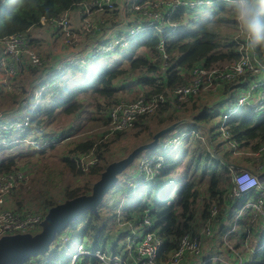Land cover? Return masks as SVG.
Masks as SVG:
<instances>
[{"label": "trees", "instance_id": "obj_1", "mask_svg": "<svg viewBox=\"0 0 264 264\" xmlns=\"http://www.w3.org/2000/svg\"><path fill=\"white\" fill-rule=\"evenodd\" d=\"M91 1L93 0H0V42L10 35L23 34L28 40V47H32L31 41L26 33L31 28L40 27L42 25L41 20H44L46 23L56 21L65 13L76 10L79 4L89 3ZM153 1L154 0H151L150 3H153ZM212 1L213 4L210 5V9L213 11L212 13L215 14L214 21H210L208 17V19L199 24L195 23L197 21L195 12L204 7L199 9L177 7L171 19L172 23H177L174 31H171L170 27L162 28L159 31L147 29L143 32L140 31L135 37L133 36L128 40L127 37L129 36L130 30H135V28L139 26L129 24L123 33L116 36L120 37L121 35H125L128 45L125 47H117L112 53L124 58L127 57L125 51L129 52L130 56L126 59L125 62L127 63L124 66H122V63L116 64L114 62H108L106 56L109 54L103 52L101 55L94 54L93 56L91 51L86 55L76 57L78 62L75 63V65H69L66 62L63 69L54 71L51 77L49 76L38 86L40 87L47 83V87L43 90L35 107L33 109L30 107L28 110V112L31 110L28 127L25 128L24 131H20V133L23 132L21 134H25L26 136L34 132L33 135L40 134V136L36 138L48 140L58 138V136H60L58 135L59 133L50 134L51 132H43L42 128H45L47 123L53 121L57 114L62 113L66 116L78 115V113L84 109L85 98L88 96L84 95L91 92L96 95L97 98L103 100V104L98 106V114L100 117L97 119L103 124L104 131L100 133L103 137H98V141H94V139H79L78 142L73 143L69 149L64 151L61 157L64 167L69 169V171L78 178V181L80 180L79 178L88 175H100L105 167H102L100 164L108 165L113 162V160H104L103 152L106 153L109 151L110 143L105 138V135L109 133L107 129L109 125V111L116 104L124 102L118 100L116 97L118 90L115 89V84L118 80L123 81V79L133 78L137 83H140L143 86V93L140 92L136 98L141 94L146 98L158 94L166 95L171 93L175 88L190 83L192 80L191 72L195 67L203 65L205 68H208L224 62L236 61L244 53L246 48L245 39L244 37H240L241 33L234 27V21H231L232 24L229 26L230 31L223 33L225 38L222 39L220 35V32L227 27L224 23L229 22V20L224 18V15L227 13L230 17L232 16L231 12H227L230 8L227 7L226 3L222 0L217 2L215 0ZM114 10L110 12L103 11L101 13H111ZM133 13L138 14L141 18L143 17V9L134 11ZM190 13H193L192 17H188ZM96 23L97 24H93L97 27L96 32H103L106 24H103L102 20ZM194 23L195 25H193ZM188 24H192V26ZM93 35H96V33H93ZM93 41L95 42L94 45L107 44L110 42V39H107L104 43L97 38H93ZM161 46L162 50L160 49ZM139 47L145 50L147 49L149 54L147 56L139 55L136 57L135 52L138 51L137 49ZM255 52L257 60L260 61L264 59V47L255 49ZM153 61H155V63H152ZM85 62H89V65L95 66L96 69L99 63H107L105 66L116 65L118 67L115 69L107 67L105 69L95 70V67L82 65ZM24 65L23 63V66ZM29 69L30 74L34 75L32 72L33 69ZM41 71L46 75L50 71V68L44 67ZM248 72L249 71L234 81L224 84L219 91L224 94L227 92L226 94H228L230 93L229 91L234 88H244L243 91L245 92L250 81L256 82L259 79L258 75ZM263 89L264 82L260 83L257 91ZM197 98H193L190 102L184 104L177 101L172 103L171 100L167 99L166 103L159 106L154 112V114H157L155 116L157 119H166V124L157 131L172 123L182 121L184 117L179 115L178 111L182 109V107L194 103ZM147 117L149 116L139 117L134 122L132 128H135L137 125L143 126V122ZM23 118L24 117L21 119ZM210 118L211 115L207 109L192 117L193 121L196 123L206 122ZM162 119L160 120V125L165 123ZM92 120L96 119L93 118ZM1 127L2 126H0V128ZM225 127L227 128L226 133L228 134V140L230 142L235 141L236 144L241 145L244 149L258 150L260 147L264 146V114L255 113L252 107L242 109L238 117L226 122ZM11 132H13V130L3 132L2 140L5 144H0L1 147L6 144L8 145L11 136L9 134H11ZM41 132H43V135H41ZM121 133H117V136L119 137ZM189 138H191L190 135L183 140ZM165 139L159 140V143L161 144ZM19 140L21 141L22 139L20 138ZM92 149L95 150L99 159L98 165L89 168L87 171L78 168L74 161V155H82ZM158 149L162 152L161 148ZM177 151L179 152L182 150L178 149L172 153L165 154L161 167L152 176L151 181H146L144 173H141L140 170L139 172H135L137 177L129 175H124L123 177L125 184L134 190L133 193L141 192L139 203L126 209V214L123 217L124 222H128L131 218H134L137 224L145 215H149L155 225V229L159 231L166 241L160 254V259L162 260L177 248L178 239L184 233L196 232L192 229L191 223L193 222L196 209L199 205L202 206L201 215L204 224L209 222L210 226H212L219 223L223 216H228L227 206L231 204V201H229V193L232 189L230 181L231 175L227 166L216 165L221 174L218 175L213 173L207 175L208 170L213 171L212 163L214 160L211 159L208 153H205L204 156L200 155L205 158V163L212 164L211 167H207V171H205L208 180L206 187L201 188L192 183L194 181L196 182L198 177H190L188 175V168L192 163H195L193 167L198 166V159L192 158L191 161H185V163H188V168L184 169L182 167L181 172H179V165L182 160L178 161V159H176L175 153ZM184 152L185 151L181 152V159L184 156ZM36 155L41 156L39 152ZM15 165V161L12 158L3 161L0 165V175L10 173L17 168ZM129 168L132 167L130 166ZM172 175H181L185 177V180H182V184L184 183V185L180 190H177L176 193H174L175 190H171L172 187L169 191L168 188H170V186L165 185ZM131 179L138 182L135 188H132V185H129L131 183H128ZM144 185H149V189L147 188V190H145L146 187ZM90 190L91 187H86L84 185L75 188H66L64 191V200L89 194ZM239 207H242V205L240 204ZM212 209L216 210L214 216L210 215ZM112 215L111 218H114L115 213ZM100 218L101 216L97 218L91 213L86 212L81 215L76 222L70 224L62 234H66L67 238L73 235H82L84 238L90 240L91 245L95 248H106L107 245H111L110 249H114L115 245L111 241L115 239V233L107 231V226L100 222ZM250 222L253 225L252 214ZM235 224L243 226L239 219ZM247 229L250 232L253 230L252 226H248ZM262 230V234H259L261 237L260 241L262 240L259 247L262 246L263 248L257 249L253 253L252 260L244 264H264V229ZM61 235L57 236L55 239V241L57 240L56 247L54 241L50 248L48 254L50 258L49 264H57L58 262L57 245L59 244L58 242H60L59 239ZM120 235H122L121 232H119V236ZM241 237L242 240H245L248 235L243 232ZM230 254L233 256L232 253ZM236 262L237 259L231 263L234 264ZM39 263L42 264L40 259H32L27 264ZM208 264L211 263L209 262Z\"/></svg>", "mask_w": 264, "mask_h": 264}, {"label": "built area", "instance_id": "obj_2", "mask_svg": "<svg viewBox=\"0 0 264 264\" xmlns=\"http://www.w3.org/2000/svg\"><path fill=\"white\" fill-rule=\"evenodd\" d=\"M119 0H93L89 3H81L77 6V14L79 18H85L93 13L109 12L115 9ZM122 1V0H121ZM151 1V0H150ZM149 0H131L130 7L133 11L143 9V24L130 30V40L135 37L140 31L143 32L147 29L159 31L162 28L170 27L171 31L176 29L177 23H172V17L177 7H186L190 9L202 8L212 5V0H162L153 1ZM70 13H65L56 21H51L56 28L65 29L69 27ZM41 20V23H44ZM91 27L89 31L95 33L97 27L93 23H87ZM116 38V37H115ZM119 42H108L107 44H97L92 51V55L100 54L102 50L104 53H113L117 47H125L128 41L124 36L118 38ZM0 67L4 68L6 77L0 83V87H9L10 81L15 78L18 72V65L27 62L32 67L41 66L40 55L32 49H28V40L23 34H13L4 38L0 42ZM162 50V46L160 47ZM77 63V59L70 61ZM59 70V69H58ZM258 75L260 78L264 76V59L257 60L255 50L245 48L244 53L236 61L224 62L215 66L205 68L203 65L195 67L192 72V80L190 83L175 88L171 93L166 95L158 94L146 98L144 95H139L133 101L121 102L116 104L109 111V125L107 127L109 134L121 133L130 130L134 122L142 116H151L157 108L164 103L167 99L171 102L188 103L197 95L219 90L224 84L234 81L245 73ZM263 74V75H260ZM264 82V81H263ZM262 83V82H260ZM258 81L249 83L247 90L243 92L234 104L228 109L226 114L221 119V131L224 136L228 138L226 133V122L242 109L252 107L255 113L264 114V93L260 95L256 101L252 100V94L257 91L260 85ZM44 89V85L35 89L34 96L35 105L38 102ZM31 110L24 116L18 123H10V125L2 126L0 128V144L3 143V132L7 130L24 131L28 127ZM194 130L183 131L177 137L165 139L157 148H161L162 152L158 150L156 156L148 154L143 157L140 163V172L144 173L146 181H151L152 176L161 167L164 156L167 153H172L179 148L177 147L180 142L188 137L194 135ZM67 136L61 135L60 137L52 139L37 138L35 145L31 148L36 152H44L46 157L52 156L50 154L51 147H59L67 140ZM40 140V141H38ZM234 141L232 145H235ZM237 145V144H236ZM264 149V147H263ZM74 161L78 168L87 171L89 168L95 167L99 163V159L95 150L82 154L74 155ZM260 175L254 174L251 170L228 166V171L231 175L232 189L229 193V199L241 203L240 209H250L252 212V223L255 217L262 216L264 218V165L259 166ZM27 182V175L24 171L14 169L10 173L0 175V238L6 235L14 234H35L40 230V223L44 219V213L21 215L15 211L5 210L4 203L5 197L19 185ZM132 188L138 185L133 179L128 181ZM216 214V210L212 209L211 216ZM142 233L140 236H135L133 233L129 234L126 238L127 249L126 255L123 257L108 256L106 249L102 247L95 248L91 245L90 240L78 244L74 251H70L68 257L58 256L60 264H181L184 258L192 257L199 258L200 246L203 238H211L213 235V225L205 223L199 232H186L179 239L177 248L168 254L164 260L160 259L161 250L165 245V239L161 236L159 231L155 229V225L149 215H145L141 221L138 222ZM261 229H264V221L261 223ZM234 228L231 229V232ZM61 240V239H60ZM62 240H67L66 238ZM63 242H59L62 246ZM224 245L227 251L231 252L236 257L237 262L234 264H244L238 258L235 249L224 240ZM263 248L258 247V249ZM42 258V264H49L50 258L45 255ZM216 260L212 255L205 256L200 264L212 263ZM232 264V263H231Z\"/></svg>", "mask_w": 264, "mask_h": 264}, {"label": "rangeland", "instance_id": "obj_3", "mask_svg": "<svg viewBox=\"0 0 264 264\" xmlns=\"http://www.w3.org/2000/svg\"><path fill=\"white\" fill-rule=\"evenodd\" d=\"M155 1H162V0H155ZM121 0H119L116 4V6L118 5V3H120ZM227 4H229V2H226ZM116 8V7H115ZM114 10V9H113ZM201 10H197L196 12H199ZM73 12H77V9L69 12L70 14H72ZM110 12V11H109ZM228 13L231 12L230 9L227 10ZM95 14V13H93ZM92 14V15H93ZM102 14V13H100ZM89 15L85 18H79L80 20V28L77 25H73L72 23V18H69V27L65 28V29H53L55 28V26L53 24H51L50 22L43 23V27L39 28V27H34L33 29L30 30L29 34H31L32 32H35V34H37V38L39 42H36V46H41V48L38 50L40 55V61H41V66L37 69V72H34V76L32 75H23V76H18L16 81L14 82V85H20L17 89H16V93H8L9 87H0V116L1 114H8L14 107V102L15 99L14 97H19L21 91V84L25 83L24 85H27L28 82H30L32 79H34L35 77L38 76L39 72L41 71V69L44 66V59L45 61H47V65H49V63H53L54 60L57 59V61L62 60V55L64 53L67 52H81L84 51L86 48H89L90 46H92L94 44L93 38H96L97 35H93L92 33H89L91 31H89L91 29V27L87 26V23L91 24V16ZM79 17V16H78ZM224 18L229 20V22H226L224 24L227 25V27L222 30L220 32V35L223 38H225L223 36L224 32L230 31L229 30V26H231V21H233V17L229 16L227 13L224 15ZM200 21V20H197ZM93 36V37H92ZM85 37L88 38V41L84 43L85 41ZM241 38H243V35H240ZM119 37H111L110 42L113 43L115 41L119 42L121 40L118 39ZM108 39V38H106ZM101 41V42H105ZM28 49H33L36 53L37 50L31 47H28ZM95 49V45L93 46L92 50ZM91 50V52H92ZM45 51V53H47L49 56L48 57H44V54H42ZM104 51L102 50V52L99 54L101 55ZM125 55L127 57H129V52L125 51ZM110 55L112 54L109 53ZM149 53L147 52V49H143L142 47H139L137 53H136V57L139 55H148ZM44 58V59H43ZM42 59V60H41ZM69 61V60H68ZM27 63V62H26ZM63 62L60 66H59V70L63 69L64 66ZM69 65H75V63H71V62H67ZM127 62H123L122 66L126 65ZM152 63H155V61H153ZM28 64V63H27ZM105 64H101L99 63L97 65V69L95 66L93 65H89V62H85L82 65H89L92 67H95V70L98 69H105V68H111V69H115L118 66L116 65H109V66H105ZM29 65V64H28ZM20 67V65H18V68ZM82 67V66H81ZM94 70V71H95ZM45 75V73L42 75V77ZM67 77V76H65ZM136 78V77H135ZM264 81V76L260 77L258 79V82H263ZM136 84H139L135 81ZM251 83V81L249 82ZM23 85V86H24ZM45 87H47V83L46 85H44V89ZM43 89V90H44ZM124 90V89H123ZM140 92L143 93V91H138L135 92L134 91H130L128 89H125V91L123 92V94H120V97H122L124 100H120V101H124V102H130L133 101L136 96L138 94H140ZM257 94V91H254L252 94V99L253 97ZM88 95V96H87ZM84 96H87L85 98V102H84V109L81 110L80 113H78V115H70V116H66L62 113L57 114L55 116V119L49 123H47V126H45L44 131L46 132H51L50 134H55V133H60L64 134L65 136H69L67 138V140L59 147H57L55 150L51 151L50 154L52 156L50 157H46L45 154H40V157H37L35 159H32L30 157H21L23 155H26V153H28L27 155H29L30 150H32V146L35 145V141H36V137H39L40 134L38 135H33L34 132H31L30 134L26 135L25 134H21V141L18 140L17 138H19L18 135H14L12 137V141H13V147L10 150H0V165L2 163L1 160L5 161L7 160L6 156H9V158H13L15 161V166L21 168V169H26L27 171V182L23 183L21 185H19L15 190L11 191L9 194L10 198L12 195H16L15 197L19 198V199H26L28 200L26 205L27 206H36L37 204H39L40 201L44 202V205H46L47 203H52L54 200H58L56 195L54 194V192H56L60 187H66V188H75L77 186H86V187H91V185L98 179L99 175H88L86 177L83 178H79L80 180L78 181V178H76V176H74L69 169L65 168L63 163H62V157L63 156V152L66 151L67 149H69L70 146L73 145V143H76L79 141V139H94V141H98V137H101L102 135L100 134L102 131H104L103 128V124L101 121L97 120L100 116L98 114L99 110H98V106L100 104H103V100L99 99L96 97V95L92 94L91 92L86 93ZM199 96H203L205 98L202 99H196V103L197 106L199 105H203L205 107H207V111L209 112V114L211 115V118L206 121V122H200L198 124V126L196 127L199 131L200 136H202V139H195V142H192L190 144V146L188 147L189 151L188 154H184L183 159H181V152L182 151H177L175 153L176 155V159L182 160L180 161V165H179V172H181V168L183 167L184 169L188 168V163H185V161H191L192 158H196L198 159V166H196L195 168L192 167V169H190L188 171V175L190 177H198V180L195 182H192L193 184H195L196 186H199L201 188H205L206 184H207V178H206V174L205 171H207V167H211V163H205V158H203L202 156H200L198 158V155H205L206 153V146H209V138H208V131H210L212 140L214 143H218L220 141V129H221V116L222 113L220 112V110L222 111L223 109L226 108V106H228L229 104H231L232 100H234V97H228L227 99L223 100L220 99L219 95L216 94V91L213 92H208V93H202L200 95H197L195 98L199 97ZM36 99V97L34 96L32 98V102H34ZM198 100V101H197ZM29 102L31 103V99H29ZM192 103H190L189 105H191ZM189 105L182 107V109H180L179 115L187 117L189 115ZM193 107V110L195 107ZM57 111V110H56ZM96 111V113H95ZM26 113H28V111H25ZM189 112V113H188ZM219 112V113H218ZM56 113V112H53ZM200 113L199 110H197V113L195 114L198 115ZM260 114V113H257ZM157 114H153L149 117H147V119L144 120V124L143 126H139L137 125L135 128H132L130 130H126L124 131V133H121L120 136H117V133L113 134H106L105 138L108 140L109 144V151L108 152H103V157L104 160L107 161H116L119 160L125 156L128 155V153H130L131 150H133L135 147L142 145L146 142H149L152 138V134L157 131L158 129H160V127L164 126L166 124V119H162L159 118L157 119L155 116ZM216 115V116H215ZM239 114L233 115L229 120L238 117ZM3 118V116H2ZM11 118V117H9ZM9 118H7V122H11V123H18L20 120L19 118H15V121H10ZM96 119V120H92V119ZM163 120L162 125H160V120ZM8 123V124H9ZM148 123V124H147ZM0 125L3 126V122L0 120ZM10 125V124H9ZM147 126V128H146ZM145 127V128H143ZM191 124L188 121H183L181 124H179L175 129H173L170 133H168L167 135H165L164 137L160 138V140L163 139H168V138H174L177 137L178 135H180V133H182L183 131H189L192 130L191 129ZM106 130V128H105ZM60 134V136H61ZM105 134V133H104ZM103 134V135H104ZM155 134V133H154ZM20 135V134H19ZM33 135V136H32ZM58 136V137H60ZM193 136V135H192ZM191 136V137H192ZM103 137V136H102ZM104 138V141H105ZM40 141V140H38ZM186 140H182L180 142V145L177 144L179 150L180 148L185 144ZM98 143V142H97ZM5 144V142H3V145ZM196 146V147H195ZM1 147V146H0ZM184 147H187V143ZM210 147V146H209ZM4 149V148H2ZM34 149V148H33ZM158 148L152 150V151H148V152H143L141 153L135 160V162L131 165L132 168H129L124 174L120 175L118 177V183L116 184V186L106 195L103 203L101 204L100 207V216H101V221L103 224H105V226H107V231L113 232L115 233V239L111 242H113V244L115 245V248L111 249L112 252L117 251V257H123L125 254V251L127 249V242H126V238L129 234L133 233L135 236H140L142 231L140 229V227L136 224L131 225L130 223H126L124 222L123 217L126 214V209L131 208V206H135L139 203V199L141 196V192H134L133 189L129 188L128 185L125 184L124 182V175H129V176H134L137 177V174L135 173L136 171L139 172V168H140V163L143 157H146L148 154H152L154 156H156L158 154ZM211 150V149H210ZM19 153V154H18ZM196 155V156H193ZM30 159V160H29ZM212 159V157H211ZM236 163V162H235ZM237 164V163H236ZM102 167L106 166V165H102V163L100 164ZM218 174L220 175V171L218 169V167L216 165H213V171L212 170H208L207 171V175H211V174ZM182 180H185V177L178 175V176H174L172 175L169 179V181L165 184L170 186L169 189L171 190H175L174 193H176L177 190H180V188L184 185V183L182 184ZM78 181V182H77ZM148 181V180H147ZM188 182V181H187ZM146 187L145 190H147L149 185H144ZM149 189V188H148ZM170 191V190H169ZM132 192V193H131ZM61 193H63V191H61ZM146 195V194H144ZM54 196V197H53ZM58 196V195H57ZM173 196V195H172ZM53 197V198H52ZM59 197V196H58ZM143 198V197H142ZM7 200V199H6ZM143 201V199H142ZM8 204V201H7ZM132 206V207H133ZM201 205H199L200 207ZM5 210H7L5 208ZM115 213V217L111 218V215ZM240 215H246L244 213V211H242V209H239L236 211V213L234 214V217L231 219V221L238 219V217ZM113 216V215H112ZM256 219L253 221V224L255 223H259L260 225V221L261 223H263L264 218L262 216L259 217H255ZM106 219V220H104ZM113 219V220H112ZM231 221L229 222L230 225L232 224ZM203 225H204V221H203ZM202 225V226H203ZM201 226V228H202ZM230 227V226H229ZM200 228V229H201ZM199 230H196V232H199ZM258 230V228H257ZM238 231V230H237ZM65 232V231H64ZM119 232L122 233V235L119 236ZM68 239L67 240H62V239ZM61 239V240H60ZM60 242L62 243V246H60V244H58L57 246V252L59 254L60 257H68L70 255V251H74L76 246L78 244H80L81 242H85L86 238H84L82 235H73L70 237H66V234H62L60 236ZM57 241V240H56ZM56 241H55V247H56ZM59 243V242H58ZM229 245H231L237 255L238 258L241 259L244 263L245 261L243 260L246 259L248 262H250V256H252L253 253V248L256 246V241L255 239L252 238V236H250L249 239H247V241L245 242H241L238 244H234V243H229ZM111 245H107L106 249L110 250ZM226 248V247H225ZM227 250V249H226ZM222 256H223V260H226L227 258V254L224 252V250L221 252ZM209 256V255H207ZM212 256L214 258L215 254H212ZM40 261H42V258H39ZM236 259V257H234V260ZM233 261V259H232ZM40 264V263H39ZM57 264H60V262L58 261Z\"/></svg>", "mask_w": 264, "mask_h": 264}, {"label": "crops", "instance_id": "obj_4", "mask_svg": "<svg viewBox=\"0 0 264 264\" xmlns=\"http://www.w3.org/2000/svg\"><path fill=\"white\" fill-rule=\"evenodd\" d=\"M130 1L131 0H122L120 3H118V5L116 6V9L111 12V13H95L91 16V22L93 24H97L96 22L99 20L103 21V24H106L105 30L103 32L100 33H96L97 35V39L99 41H104L107 40L106 38H111V37H116L118 36V34L123 33L126 29L127 26L129 24L138 26L143 24V19L138 15V14H134L131 10L130 7ZM216 2L219 0H215ZM224 3L229 2V0H222ZM227 7H229V4H227ZM211 6L208 7H204L201 9V11L199 12H195V17L197 20L200 21H196L195 23H201L204 20L208 19V14L213 11H211ZM230 8V7H229ZM71 15L72 23L73 25H77L79 28V24L81 23L78 17L77 12H73ZM193 13H190L188 15V17H192ZM136 19V20H135ZM195 23L193 25H195ZM42 25L39 28L43 27V23H41ZM190 26H192V24H188ZM134 26V27H135ZM33 29V28H31ZM30 29V30H31ZM54 30L57 29L56 27L53 28ZM30 30L26 33L29 40L31 41V48H34L38 50L41 48V46H36V42L38 41L37 38V34H35V32H32L31 34H29ZM58 30V29H57ZM92 33L93 32H89ZM88 41V38L85 37V42ZM95 44V42H94ZM90 46L89 48H86L84 51H81V53L79 52H67L64 53L61 57L62 60L57 61L54 60L53 63H49V65H47V61H45L44 59V66L42 69L45 68H50V71L44 76L43 72L40 71L38 76L35 77L34 79H32L30 82H28L27 85H24L25 83L21 84V88H20V95L19 97H14L15 101H13L14 107L13 109L8 113V114H1L0 116V120L3 122V126H5L6 124H8L9 122H7V118H9L10 121H15V118H19L20 120H22L21 118L24 117L26 114L25 111L29 110V108L33 107L35 104V101L32 102V98L34 97V91L36 88H38V86L40 85V83H42V81H45L49 76L51 77L52 74L54 73V71H57L59 66L63 63V62H70L74 59H77L76 57L80 56V55H86L87 53H90V51L92 50L93 46ZM96 46V45H95ZM1 49V47H0ZM139 49V48H138ZM137 49V50H138ZM33 50V49H32ZM137 53V51L135 52V54ZM44 54V57H48L49 55L47 53H45V51L42 53ZM49 58V57H48ZM128 57H124L122 58L119 55H114V54H109L106 56V60L109 62H114L116 64L119 63H123L124 61H126ZM47 59V58H46ZM69 60V61H68ZM24 66L23 63L22 65H20V67L18 68V72L16 73V76L14 79H12L10 81V86H9V90L8 93H16V89L20 86V85H14V82L16 81L18 76H23V75H31L30 74V69L32 68V72L34 74V72L36 73L37 69L35 67H30V65H28L26 62H24ZM65 64V63H64ZM106 65V64H105ZM41 69V70H42ZM34 76V75H32ZM6 77V74L4 72V68L0 67V83L3 81V79ZM38 81V82H37ZM35 82V83H34ZM24 85V86H23ZM115 89L118 90L116 97L118 98V100H124L122 97H120V94H123V92L125 91V89H128L130 91H134L138 92V91H143V86L139 83L136 84L135 80L133 78H128V79H123V81L118 80L115 84ZM124 89V90H123ZM243 89H239V88H234L232 90H230L228 94H224L221 91H216V94L219 95L220 99H227L228 97L232 98L234 97V100H232L231 104H229L228 106H226L225 109H223L222 111L220 110V112L222 113L221 118L223 117V115L227 112V109L236 102L237 97H239L244 91ZM264 93V89L261 91H257V94L253 97V101H256L259 99L260 95ZM205 98L203 96H199L197 99H202ZM29 99H31V103L29 102ZM197 100V101H198ZM34 103V104H33ZM196 101L194 103H192L191 105H189V115L187 117H184L182 119V121H180L179 123L181 124L183 121H188L191 124V129H193L194 135L187 139L185 144L180 148V150L185 151L184 154H188V147L190 146V144L192 142H195V139H202V136H200L198 129L196 128L198 126L199 123H196L193 121L192 117L195 116V114L197 113V110H199L200 112H202L203 110L207 109V107L203 106V105H199L197 106V104L195 105ZM197 106L194 108L193 107ZM208 110V109H207ZM219 113V112H218ZM3 116V118H2ZM216 116V115H215ZM235 119V118H233ZM19 120V121H20ZM229 121V120H228ZM227 121V122H228ZM11 123V122H10ZM9 123V124H10ZM2 126V125H0ZM225 130L227 129L226 127L224 128ZM42 131L44 132V128H42ZM43 132H41V135H43ZM23 133V132H21ZM21 133L18 130H13V132H11L10 138H9V142L8 145L6 144L5 146L1 147L0 150H10L13 146V141H12V137L14 135H18L19 138H17L18 140L21 138ZM220 133V141L217 143H214L210 134V131H208V138H209V146H206V153L210 154V156L212 157V159L214 160V162L212 163L213 165H225V166H236V167H241V168H245V169H249L251 170L254 174L260 175V170H259V165H264V149L262 147H260L258 150H252V149H244V147H241V145L239 144H235L232 145L233 142H230L228 139L226 138L223 134V132L219 131ZM20 134V135H19ZM61 132L58 134L60 135ZM69 137V136H68ZM187 143V147H184ZM62 145V144H61ZM9 146V147H8ZM196 147V146H195ZM4 148V149H2ZM55 147H51V151L55 150ZM211 149V150H210ZM31 153H29V155H27L28 153H26V155H23L21 157H30L32 159H35L37 157H40L39 155H36L38 152L34 151L33 149L30 150ZM19 154V153H18ZM39 154H45L44 152H39ZM196 156V155H193ZM7 160L9 156H6ZM198 157H200V155H198ZM194 158V157H193ZM10 159V158H9ZM13 159V158H12ZM183 159V157H182ZM195 159V158H194ZM30 160V159H29ZM3 162V160H1ZM6 161V160H5ZM237 164H236V163ZM193 165H195V163H192L191 166L188 168V171L190 169H192ZM16 167V166H15ZM195 168V167H194ZM16 169L22 170L27 174V170L26 169H21L19 167H17ZM27 171V172H26ZM78 182V181H77ZM66 190V187H60L56 192H54V194L56 195L58 200H54L52 203H47L46 205H44V202L40 201L39 204H37L36 206H27L26 203L28 200L26 199H19L17 197H15L16 195H12L10 198L8 194L5 197V203H4V209L6 208L8 211H15L21 215H26V214H36V213H46L48 211V209L56 204L62 203L64 202V191ZM61 191H63V193H61ZM59 197H58V196ZM54 197V196H53ZM52 197V198H53ZM7 199V200H6ZM8 201V204H7ZM231 201V204H229L227 206V213L228 216L227 217H222L221 221L215 225H213V235L211 238H203L202 239V243L200 246V256L199 258H192V257H186L184 258V260L182 261L181 264H200L201 260L204 259V257L206 255H212L215 254L216 260L214 262H212L211 264H231V262H234V255L232 256L229 252L226 250L225 245H224V240H226L227 243H234V244H238L241 243L242 241L245 242L247 241V239L250 238V236H252L253 239H255L256 241V246L253 248V253L258 249V247L261 245V241H260V233L262 234L263 230L261 229L259 223H255V224H251L250 220H251V210L250 209H244L242 211H244V213L246 215H240L238 217L239 221L242 222V225H236L235 222L238 221V219L231 221V219L234 217V214L236 213L237 210L240 209L239 205L241 203H233V200H229ZM201 209L202 206H198V208L196 209V213L193 219V222L191 223L192 229L193 230H199L201 228V226L203 225V219H202V215H201ZM131 220V221H130ZM128 222H126L127 224L130 223L131 225L136 224V220L134 218H131ZM231 221V225L230 222ZM138 225V223L136 224ZM230 226V227H229ZM248 226H252V232H250L247 227ZM234 228V231L231 232V229ZM258 228V230H257ZM201 230V229H200ZM238 230V231H237ZM246 233L248 235V237H246L245 240H242L241 234L242 233ZM106 249V248H105ZM224 250V252L227 254V258L226 260H223V256L221 254V252ZM106 253L108 256L112 257V256H116L117 257V251L115 249L114 252H112V250L110 249H106ZM253 253L252 256H250V261L252 260L253 257ZM126 255V251L125 254ZM59 256V254H58ZM233 259V261H232ZM243 260L245 262H248L246 259L243 258Z\"/></svg>", "mask_w": 264, "mask_h": 264}, {"label": "water", "instance_id": "obj_5", "mask_svg": "<svg viewBox=\"0 0 264 264\" xmlns=\"http://www.w3.org/2000/svg\"><path fill=\"white\" fill-rule=\"evenodd\" d=\"M180 123L175 122L157 131L152 140L135 147L127 156L106 165L98 179L92 184L89 194L67 199L48 209L40 223V230L35 234H14L0 238V264H27L32 259L48 255L57 236L61 235L70 224L88 212L99 218V207L106 195L118 183L122 175L143 152L156 149L160 138L175 129Z\"/></svg>", "mask_w": 264, "mask_h": 264}, {"label": "clouds", "instance_id": "obj_6", "mask_svg": "<svg viewBox=\"0 0 264 264\" xmlns=\"http://www.w3.org/2000/svg\"><path fill=\"white\" fill-rule=\"evenodd\" d=\"M234 27L243 35L249 50L264 47V0H229ZM214 21L215 14H208Z\"/></svg>", "mask_w": 264, "mask_h": 264}]
</instances>
